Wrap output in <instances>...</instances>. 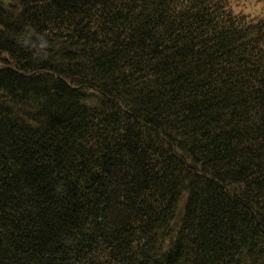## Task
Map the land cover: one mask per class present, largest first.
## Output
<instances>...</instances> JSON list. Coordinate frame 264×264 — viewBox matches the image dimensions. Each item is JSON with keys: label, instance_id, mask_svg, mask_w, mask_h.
<instances>
[{"label": "trees", "instance_id": "16d2710c", "mask_svg": "<svg viewBox=\"0 0 264 264\" xmlns=\"http://www.w3.org/2000/svg\"><path fill=\"white\" fill-rule=\"evenodd\" d=\"M0 264H264V0H0Z\"/></svg>", "mask_w": 264, "mask_h": 264}, {"label": "rangeland", "instance_id": "374dc122", "mask_svg": "<svg viewBox=\"0 0 264 264\" xmlns=\"http://www.w3.org/2000/svg\"><path fill=\"white\" fill-rule=\"evenodd\" d=\"M251 10H255L254 8H252ZM256 12V11H255Z\"/></svg>", "mask_w": 264, "mask_h": 264}]
</instances>
